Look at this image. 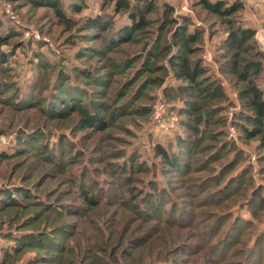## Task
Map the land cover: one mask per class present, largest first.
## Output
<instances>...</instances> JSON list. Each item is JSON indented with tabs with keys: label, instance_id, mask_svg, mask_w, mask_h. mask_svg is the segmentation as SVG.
I'll list each match as a JSON object with an SVG mask.
<instances>
[{
	"label": "rangeland",
	"instance_id": "1",
	"mask_svg": "<svg viewBox=\"0 0 264 264\" xmlns=\"http://www.w3.org/2000/svg\"><path fill=\"white\" fill-rule=\"evenodd\" d=\"M57 1L70 25L0 0V264H264V144L245 136L239 97L264 63V0H214L240 4L226 16L129 0L147 23L130 39L114 36L128 21L120 0ZM95 17L103 29L80 30ZM236 28L254 33L242 48L226 40ZM179 32L197 34L192 52L171 45ZM182 57L202 70L197 85Z\"/></svg>",
	"mask_w": 264,
	"mask_h": 264
},
{
	"label": "trees",
	"instance_id": "2",
	"mask_svg": "<svg viewBox=\"0 0 264 264\" xmlns=\"http://www.w3.org/2000/svg\"><path fill=\"white\" fill-rule=\"evenodd\" d=\"M27 1L31 5H34V6L50 7L52 10L56 12L58 17L64 21V23H67L68 25H70L67 19L63 17L61 12L57 9V7L59 6L57 0H27ZM141 1H145V0H141ZM198 1L206 10L215 11L217 14L223 15V16L230 15L241 8L238 2H235L234 5L226 8L223 6V4L220 1H217V2H215L214 0L213 1L212 0H198ZM133 2L130 3L129 0H120L118 1V3H116V11L117 12H127L128 21L123 26L116 28L114 32L115 37L121 34V35H125L127 39H130L132 35H134L135 33H139L145 29L147 23L145 21L143 11L138 8L135 11H131V7H132L131 4H133ZM146 2H147L148 7L151 9L153 5L152 1L146 0ZM91 29H103V24L99 17L86 19L83 26L80 28V30H91ZM253 36H254V33L252 29L236 28L235 30L230 32L226 40L232 47L242 48L249 41H251ZM196 39H197L196 33L185 34L183 32L182 33L179 32V33H176L174 36H172L171 45L176 46L179 49L192 52V50L188 48V45L190 43H194ZM4 43L5 42L0 39V45H3ZM175 65H177V67L180 68L181 74L182 76L185 77V79L192 82L193 85H197L195 81V76H196V73L202 72L200 68L198 69L197 66L190 67L187 60L184 59L183 57L180 59V62L176 63ZM258 80H259L258 84L250 83L246 87H244V89L241 90V92L239 93V97H240V100L242 101L243 108H245L246 111L248 112L250 119L248 117L247 118L251 124V127L244 126L245 136L249 139L260 136L264 144V63L261 65V71H260ZM70 83H71L70 86L74 85V82H70ZM179 90H184V89L180 88ZM186 90L188 91V89ZM51 93H52V90L47 96L48 102L51 99L50 97ZM213 93L215 94L216 90H214ZM23 100H25V98H23ZM70 108L76 109L79 112V114L85 117L86 118L84 119L85 122L89 120L93 121L96 118L95 115L97 114L98 109H99V107H94L90 113V110L86 109L84 105H80V104H70ZM68 111H69L68 108H64V110L60 112L51 113V117L55 119L57 117H60L61 115L66 116L68 115ZM184 142L185 141L182 138H180L179 142L175 140V144H173V141L169 142V144L176 145V147H173V151H172V154H174L173 156H176L178 154L176 149H178L179 145L183 144ZM156 151L158 152V155L161 156L166 163L168 164L171 163L172 165L177 166L176 162L173 163L172 162L173 160H170L168 158L167 152L161 146L157 145ZM131 154L132 152L129 154V156ZM4 155L8 156V154H4ZM4 155L1 154V157L4 158L5 157ZM230 178H232V176ZM222 187H224V185ZM158 188H159V192H165L164 191L165 189H163L161 185ZM81 198L90 207H95L97 205L95 201L92 199V197H89L86 192L81 193ZM145 198H146V195H145ZM239 216L240 215L238 214L233 215V222H231V225L229 226L227 236L225 237V240L223 243H226V241L230 239V236L233 234L235 227L239 224V222L241 223V219ZM261 237L262 235L260 233L255 234V236L252 239L251 246H249L246 249V252H245L246 255L251 254L252 247H255L257 245ZM241 263L246 264L247 263L246 258Z\"/></svg>",
	"mask_w": 264,
	"mask_h": 264
}]
</instances>
